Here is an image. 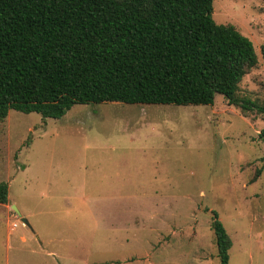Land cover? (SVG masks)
Masks as SVG:
<instances>
[{"label": "rangeland", "instance_id": "obj_1", "mask_svg": "<svg viewBox=\"0 0 264 264\" xmlns=\"http://www.w3.org/2000/svg\"><path fill=\"white\" fill-rule=\"evenodd\" d=\"M213 16L254 43L239 89L252 109L217 93L0 121V264H223L212 210L233 239L228 264H264V0H214Z\"/></svg>", "mask_w": 264, "mask_h": 264}, {"label": "trees", "instance_id": "obj_2", "mask_svg": "<svg viewBox=\"0 0 264 264\" xmlns=\"http://www.w3.org/2000/svg\"><path fill=\"white\" fill-rule=\"evenodd\" d=\"M213 11L214 0H0V121L11 109L60 118L76 103L212 104L217 93L252 109L239 89L254 43ZM212 228L228 264L233 239L215 210Z\"/></svg>", "mask_w": 264, "mask_h": 264}, {"label": "water", "instance_id": "obj_3", "mask_svg": "<svg viewBox=\"0 0 264 264\" xmlns=\"http://www.w3.org/2000/svg\"><path fill=\"white\" fill-rule=\"evenodd\" d=\"M14 208L17 210V207L15 205ZM23 222H25L27 225H30V222L27 218H23Z\"/></svg>", "mask_w": 264, "mask_h": 264}]
</instances>
